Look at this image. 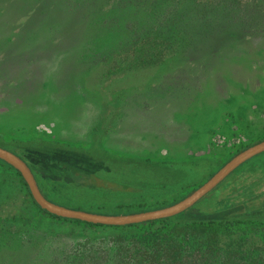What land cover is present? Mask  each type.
<instances>
[{"label":"rangeland","instance_id":"1","mask_svg":"<svg viewBox=\"0 0 264 264\" xmlns=\"http://www.w3.org/2000/svg\"><path fill=\"white\" fill-rule=\"evenodd\" d=\"M151 3L0 0V146L27 162L57 205L98 215L167 208L264 141V10L197 36L163 65L111 74L114 61L101 62L104 53L154 23L167 24L162 10H151L159 2ZM131 21L138 26L128 30ZM19 141L34 144L24 154ZM115 143L128 154H109ZM138 154L152 160L129 157ZM172 158L186 162L153 161ZM0 169V181L11 176L10 198L0 200V264H84L77 252L84 241L103 240L111 257V244L124 237L179 236L183 224L213 212L241 220L222 234L223 251L233 240L254 258L264 249L255 217L264 214V153L187 210L191 216L127 229L53 216L17 187L15 170Z\"/></svg>","mask_w":264,"mask_h":264},{"label":"trees","instance_id":"2","mask_svg":"<svg viewBox=\"0 0 264 264\" xmlns=\"http://www.w3.org/2000/svg\"><path fill=\"white\" fill-rule=\"evenodd\" d=\"M151 1V4L159 2L151 10L153 14H158V11L162 10L161 14L164 15V19H167V24L154 23L131 36V40L126 46L112 48L104 53L99 60L101 62L114 61L110 70L111 74H115L119 70L133 71L156 66L165 61L168 56L187 50L196 42L197 36L200 35L204 38L220 32L225 28L224 22L228 26L238 22L247 23L254 18L259 9L264 10V0ZM112 22L114 23L115 20L108 21V24L112 25ZM137 26L136 21H131L127 25V29L132 30ZM19 142H23L20 144L24 146H22L24 154L27 153L26 148L34 144L33 141L26 142L27 144L24 141ZM53 145H56L55 147L63 146L60 143ZM0 165L1 168L13 169L20 175V178L14 179L17 187L22 190L25 196L28 194L32 198L30 189L21 174L2 160H0ZM1 171L4 173L3 170ZM1 171L0 175H4ZM9 177L11 176L7 175L8 179ZM8 179L6 180L3 176L0 181V200L8 195L4 202L10 198V192L7 189L11 183H8ZM190 213L193 212L188 211L177 217L124 226L123 228H142L156 222H167L170 219L191 216ZM222 215L213 212L208 220L195 219L192 222L193 225L186 222L180 230H186V232L179 236L173 232V237L170 238L166 234L163 238H153L157 237V234H135L124 237V243L118 246L111 244L110 246L115 250V256H105V251L108 248L103 244V240L84 241L77 252L80 256L84 255L86 260L84 264H264V249H256L259 257H251L240 253L239 243L242 241L233 240L230 243H225L227 248L225 251L222 250V234H227L225 230L229 229L230 225L241 221L233 217H221ZM255 217L257 222L264 226V214ZM192 237L195 238V243L189 241ZM76 249L72 251L73 256ZM118 253H121L122 257Z\"/></svg>","mask_w":264,"mask_h":264},{"label":"water","instance_id":"3","mask_svg":"<svg viewBox=\"0 0 264 264\" xmlns=\"http://www.w3.org/2000/svg\"><path fill=\"white\" fill-rule=\"evenodd\" d=\"M262 153H264V141L249 147L248 149L233 157L230 161L223 165L219 171L216 172V174H214L205 183L197 187L190 195L170 207L129 215H98L78 210H71L49 201L42 194L37 179L27 162L13 152L0 146V160L6 162L21 174L30 189L33 199L40 208L59 218L77 220L93 225L116 227H124L129 225L143 224L151 221L169 219L186 212L201 199H203L207 194L218 187L243 164Z\"/></svg>","mask_w":264,"mask_h":264},{"label":"crops","instance_id":"4","mask_svg":"<svg viewBox=\"0 0 264 264\" xmlns=\"http://www.w3.org/2000/svg\"><path fill=\"white\" fill-rule=\"evenodd\" d=\"M166 62V60L165 61H163L162 63H160V64H158V65H156V66H160V65H163L164 63ZM156 66H153V67H156ZM145 69V68H144ZM139 71V70H141V69H136V70H133V71ZM138 108H140V107H138ZM142 108V107H141ZM126 108L125 107H122L121 109H120V112L119 113H121L122 111H124ZM104 128V127H103ZM102 128V129H103ZM104 130H106V132L107 131H109L110 129L108 128L107 129V127L106 128H104ZM104 134H106V133H104ZM104 139H106L107 141H108V137H106V135H104ZM115 144H117V143H115ZM145 145V144H144ZM119 145L117 144V145H115L114 147H112V149L111 150H109V149H106V151H108V153L109 154H113V155H122V154H128V153H125L124 151H120L119 150ZM129 157H133V158H136L137 160H139V158H141V159H144V160H147V159H149V160H152V159H150V158H147V157H143V156H140L139 154L137 155V156H132V155H129ZM143 157V158H142ZM155 160V163L157 162V163H160V164H162V163H165L166 164V162H169V161H172L173 162V158L172 159H160V160H156V159H153V161ZM141 161V160H140ZM143 162H145V161H143Z\"/></svg>","mask_w":264,"mask_h":264},{"label":"flooded vegetation","instance_id":"5","mask_svg":"<svg viewBox=\"0 0 264 264\" xmlns=\"http://www.w3.org/2000/svg\"><path fill=\"white\" fill-rule=\"evenodd\" d=\"M179 162H186V161H178V162H176V161H169V162H166V164H177V163H179ZM189 162V161H188Z\"/></svg>","mask_w":264,"mask_h":264}]
</instances>
